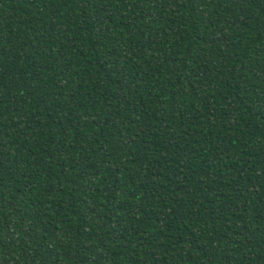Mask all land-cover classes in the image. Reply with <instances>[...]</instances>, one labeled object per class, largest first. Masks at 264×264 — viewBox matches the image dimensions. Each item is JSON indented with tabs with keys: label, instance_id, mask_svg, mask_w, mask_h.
Here are the masks:
<instances>
[{
	"label": "trees",
	"instance_id": "1",
	"mask_svg": "<svg viewBox=\"0 0 264 264\" xmlns=\"http://www.w3.org/2000/svg\"><path fill=\"white\" fill-rule=\"evenodd\" d=\"M0 264H264V0H0Z\"/></svg>",
	"mask_w": 264,
	"mask_h": 264
}]
</instances>
